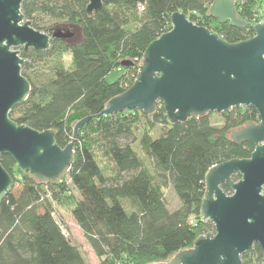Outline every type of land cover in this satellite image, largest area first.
Instances as JSON below:
<instances>
[{
  "label": "trees",
  "instance_id": "trees-1",
  "mask_svg": "<svg viewBox=\"0 0 264 264\" xmlns=\"http://www.w3.org/2000/svg\"><path fill=\"white\" fill-rule=\"evenodd\" d=\"M212 1L112 0L92 14L86 9L88 0L21 3L33 28L51 34L59 25L67 26L62 29L77 26L81 39L54 37L43 51L21 48V73L30 91L11 109L10 118L36 130L52 129L60 147L72 140L78 120L91 118L78 129L71 167L60 182L41 183L21 171L10 155L0 154L1 165L13 178L0 203V264H87L62 232L53 215L55 206L73 217L97 264L165 261L214 230L200 214L205 174L214 164L250 156L254 145L234 143L230 132L257 122L256 109L236 106L221 112V125L211 122L210 113L171 123L160 102L151 114L127 109L99 115L109 99L133 83L144 49L171 28L173 12L185 13L227 42L254 35L251 11L256 0H233L237 15L246 22L242 27L211 17ZM132 22L137 24L129 28ZM68 51L69 65L61 57ZM123 59L133 64L107 81V74L119 68ZM159 124L162 131L153 137L150 130ZM136 142L152 161L154 173L134 148ZM238 178L233 174V179ZM221 187L231 193L226 183ZM165 188L179 199L174 209L166 202ZM262 262L257 243L241 254V264Z\"/></svg>",
  "mask_w": 264,
  "mask_h": 264
},
{
  "label": "water",
  "instance_id": "water-1",
  "mask_svg": "<svg viewBox=\"0 0 264 264\" xmlns=\"http://www.w3.org/2000/svg\"><path fill=\"white\" fill-rule=\"evenodd\" d=\"M23 1L0 0V154L10 155L21 171L37 181L57 183L71 167L78 129L91 116L75 123L72 140L64 147L55 142L52 129L40 131L11 119V109L30 91L21 73L23 58L14 48L47 50L52 38H70L73 33L72 40L79 41V28L59 25L51 34L37 30L21 11ZM111 1L88 0L87 12L92 14ZM208 12L218 23L237 27L246 23L237 15L233 0H213ZM253 30V36L231 43L185 13L173 12L171 28L144 49L133 83L109 99L99 113L139 109L151 114L160 102L171 123L236 106H252L258 114L257 122L230 132L234 143L254 145L250 156L214 164L205 174L200 214L213 224V232L201 234L191 247L165 261L148 264H241V254L254 243L261 248L264 264V22L255 23ZM131 64L129 59L120 61L121 67ZM233 174L239 178L233 179ZM222 183L231 193L222 189ZM12 185V176L0 163V203Z\"/></svg>",
  "mask_w": 264,
  "mask_h": 264
},
{
  "label": "rangeland",
  "instance_id": "rangeland-1",
  "mask_svg": "<svg viewBox=\"0 0 264 264\" xmlns=\"http://www.w3.org/2000/svg\"><path fill=\"white\" fill-rule=\"evenodd\" d=\"M136 24H137L136 22H132V24L129 26V28H133ZM79 35H80V39H81L80 30H79ZM21 48H22V46H17L14 49L20 51ZM61 57L67 65H69L72 62V54L70 51L62 54ZM53 58L54 57H52V60H54ZM45 64H47V63H45ZM42 66H44V64H42ZM122 70L123 69L120 66L118 69H114V70L110 71L106 76V80L107 81L115 80L120 75ZM220 114L221 113L210 112L211 122L214 125H221L222 124V118H221ZM139 126H141V124ZM162 128H163L162 125H160V124L156 125L153 129L150 130L151 135L153 137H158L162 131ZM142 129H143V127L139 128L138 136L141 134L140 132L142 131ZM133 146L135 149H137V151H138L139 155L141 156V158L143 159L145 165L149 168V170L152 173H154L152 161L145 158V156L143 155L141 150L138 148L137 142L134 143ZM99 162L101 163V165L105 164L100 158H99ZM18 185L16 186L17 188H18ZM72 192L78 197V193L74 189H72ZM263 192H264V188H263ZM164 196H165L166 202H167L170 209H174L180 204L177 195L170 188L164 189ZM54 217L56 218L57 221H60L63 224V228L65 229L66 234L71 239V242L74 243L79 248V250L82 252L84 259L86 260L87 264H97L98 258L94 254L93 250L91 249V247L89 246L87 241L84 239L82 232H81L79 226L77 225V223L75 222V220L73 219V217L67 211H65L64 209L58 208L57 206H55ZM210 232H213V231H210ZM261 264H263V262Z\"/></svg>",
  "mask_w": 264,
  "mask_h": 264
},
{
  "label": "built area",
  "instance_id": "built-area-1",
  "mask_svg": "<svg viewBox=\"0 0 264 264\" xmlns=\"http://www.w3.org/2000/svg\"><path fill=\"white\" fill-rule=\"evenodd\" d=\"M251 15L253 17V23H252L253 26L255 25V23L257 24V23L264 22V0H256L255 5L252 7ZM191 221L194 222L193 220ZM57 222L62 232L66 234V231L63 228V224L60 221H57Z\"/></svg>",
  "mask_w": 264,
  "mask_h": 264
},
{
  "label": "flooded vegetation",
  "instance_id": "flooded-vegetation-1",
  "mask_svg": "<svg viewBox=\"0 0 264 264\" xmlns=\"http://www.w3.org/2000/svg\"><path fill=\"white\" fill-rule=\"evenodd\" d=\"M73 38H74V33H73L72 37H70V39H73Z\"/></svg>",
  "mask_w": 264,
  "mask_h": 264
},
{
  "label": "crops",
  "instance_id": "crops-1",
  "mask_svg": "<svg viewBox=\"0 0 264 264\" xmlns=\"http://www.w3.org/2000/svg\"><path fill=\"white\" fill-rule=\"evenodd\" d=\"M118 69V68H117Z\"/></svg>",
  "mask_w": 264,
  "mask_h": 264
}]
</instances>
